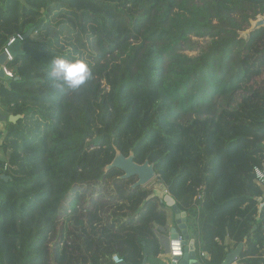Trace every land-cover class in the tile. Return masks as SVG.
I'll return each mask as SVG.
<instances>
[{
	"label": "trees",
	"instance_id": "16d2710c",
	"mask_svg": "<svg viewBox=\"0 0 264 264\" xmlns=\"http://www.w3.org/2000/svg\"><path fill=\"white\" fill-rule=\"evenodd\" d=\"M257 15L264 0H0V53L35 35L0 85L2 114L21 115L0 144V264H158L172 210L104 169L116 150L154 164L202 264L238 243L235 264H264V27L240 37ZM191 35L207 39L195 55ZM55 56L91 79L55 87Z\"/></svg>",
	"mask_w": 264,
	"mask_h": 264
},
{
	"label": "water",
	"instance_id": "95a60500",
	"mask_svg": "<svg viewBox=\"0 0 264 264\" xmlns=\"http://www.w3.org/2000/svg\"><path fill=\"white\" fill-rule=\"evenodd\" d=\"M264 27V15H257L255 19H250L249 26L244 31L240 32V37L247 39L250 32ZM32 30H27L22 34V41L31 35ZM22 41L16 39L7 49L10 55L14 58L23 51L21 49ZM6 54L4 52L0 53V82L4 80H9V77L4 75L3 66L6 62ZM18 78V77H15ZM21 115L19 114H1L0 120H6L7 122L15 123ZM118 168L122 171L121 178L136 177V180L131 187L145 186L152 179L156 177L154 170V164L150 163L149 160H144L142 163H137L134 161L133 153H129L127 156L123 155L119 150H116L114 158L107 164L104 169L108 170L110 168ZM0 178L7 181L10 177L6 174H1ZM165 203L171 208L174 215L176 227L170 228V244H171V261L170 264H200L195 248V240L190 238L187 230L186 224V212L182 211L176 205L174 199L170 194H165L163 196ZM259 217L264 216V201L260 204L258 208ZM256 226L254 225L252 229ZM242 243H238L233 249H230L225 255L221 264H233L239 257L242 250ZM125 264V263H120ZM141 264H147L146 257L143 258Z\"/></svg>",
	"mask_w": 264,
	"mask_h": 264
},
{
	"label": "clouds",
	"instance_id": "9594fccd",
	"mask_svg": "<svg viewBox=\"0 0 264 264\" xmlns=\"http://www.w3.org/2000/svg\"><path fill=\"white\" fill-rule=\"evenodd\" d=\"M48 75L55 87L78 90L91 79L92 70L88 61L78 56L71 59L55 56L51 61Z\"/></svg>",
	"mask_w": 264,
	"mask_h": 264
},
{
	"label": "crops",
	"instance_id": "0c3cea01",
	"mask_svg": "<svg viewBox=\"0 0 264 264\" xmlns=\"http://www.w3.org/2000/svg\"><path fill=\"white\" fill-rule=\"evenodd\" d=\"M9 80H4L3 82H0V85H4V86H7V82H8ZM3 107H2V105L0 104V113L2 114V112H3ZM6 125H7V121L6 120H0V144L2 143V141H3V139H4V136H5V134H6ZM261 189V188H260ZM262 190V189H261ZM263 191V190H262ZM186 224H187V230H188V234H189V236H190V238H192V239H194L195 240V248H196V253H197V258H198V260H199V262H200V264H202V262H201V258L199 257V255H198V252H199V250H198V242H197V240H196V238H195V236H194V233H193V230H191L190 229V227L188 226V223H187V219H186ZM169 226H170V228H172V227H176V224H175V222H174V215L172 214V216H170L169 217ZM169 235H170V233H169ZM168 240H169V243H170V237H168ZM225 242L226 243H232V241L230 240V239H228V238H226L225 239ZM243 244V243H242ZM237 246V245H236ZM235 246V247H236ZM234 247V248H235ZM170 248H171V244L169 245V251L167 252V253H164L163 255H161V256H159L158 257V259H159V263L158 264H170V261H171V250H170ZM242 248H243V246H242ZM232 249H233V247H232ZM202 253H204V255H203V257H208L207 256V253H205V252H202ZM201 256V255H200ZM202 257V256H201ZM150 263V262H149ZM148 263V264H149ZM151 264V263H150ZM233 264H235V262L233 263Z\"/></svg>",
	"mask_w": 264,
	"mask_h": 264
},
{
	"label": "built area",
	"instance_id": "2783aa9c",
	"mask_svg": "<svg viewBox=\"0 0 264 264\" xmlns=\"http://www.w3.org/2000/svg\"><path fill=\"white\" fill-rule=\"evenodd\" d=\"M16 39H19L22 41V34H15L13 36H11L7 43L5 44V46L3 47V52L6 54V60L10 61L12 60V56L10 55L9 51H8V47L16 40ZM3 70H4V75L6 77H9L10 79L13 78V73L8 70L5 66H3ZM6 168V165L4 166ZM253 176H254V181L255 183L263 190V193H264V168L262 167H259V166H255L253 168ZM258 201H261L262 200V197H258L257 198ZM201 255L203 256L204 253H201ZM112 259V262L113 264H120V263H125L123 261L122 258H120L118 255H112L111 257ZM127 264V263H125Z\"/></svg>",
	"mask_w": 264,
	"mask_h": 264
},
{
	"label": "rangeland",
	"instance_id": "374dc122",
	"mask_svg": "<svg viewBox=\"0 0 264 264\" xmlns=\"http://www.w3.org/2000/svg\"><path fill=\"white\" fill-rule=\"evenodd\" d=\"M35 35L32 34L31 37H34ZM190 40L195 43V49H189L186 45L182 46L181 52L188 54V55H195L199 52V49H201L202 46L205 45L207 39L202 37H197L194 35L190 36ZM146 188H151L154 191L155 195L158 196H164L167 194V190L165 187L158 181H156V177L152 179L148 184L145 185ZM169 212V210H168ZM172 216L171 212H169V217ZM175 222V219H174Z\"/></svg>",
	"mask_w": 264,
	"mask_h": 264
}]
</instances>
